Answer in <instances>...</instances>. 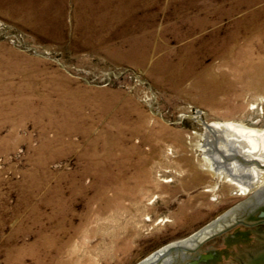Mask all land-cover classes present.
I'll return each instance as SVG.
<instances>
[{
    "label": "rangeland",
    "instance_id": "obj_1",
    "mask_svg": "<svg viewBox=\"0 0 264 264\" xmlns=\"http://www.w3.org/2000/svg\"><path fill=\"white\" fill-rule=\"evenodd\" d=\"M261 77L264 0H0V264H139L264 185L210 169L264 172L211 131L264 146Z\"/></svg>",
    "mask_w": 264,
    "mask_h": 264
},
{
    "label": "water",
    "instance_id": "obj_2",
    "mask_svg": "<svg viewBox=\"0 0 264 264\" xmlns=\"http://www.w3.org/2000/svg\"><path fill=\"white\" fill-rule=\"evenodd\" d=\"M262 213L264 185L192 233L157 250L139 264H187L189 259L209 251L216 252L220 264H264ZM236 234L240 237L237 239H241L240 251L234 255L231 251H235V248L231 249L230 246L236 244L232 243ZM241 237H247V240ZM206 257L198 256V260L202 261ZM215 263V260L208 262Z\"/></svg>",
    "mask_w": 264,
    "mask_h": 264
},
{
    "label": "bare ground",
    "instance_id": "obj_3",
    "mask_svg": "<svg viewBox=\"0 0 264 264\" xmlns=\"http://www.w3.org/2000/svg\"><path fill=\"white\" fill-rule=\"evenodd\" d=\"M260 80L263 81L264 77H261ZM211 127L214 128L211 129L212 132H217L222 135L224 134L225 140H227L229 136H232V140L236 141V142L234 141L232 142L233 147L234 146L239 147L246 152V155L247 154L252 155L251 159H247V160L245 159V161L247 162L254 161L255 158L259 159L260 162H262L261 159L264 161V146L262 145V142L260 143L256 142L255 137L256 136L258 137V135L254 131L242 130L237 128L236 126H233L232 124L213 125ZM226 144L230 146L228 142ZM245 144L248 146V148H246L247 146ZM222 148L226 149L225 146L223 145ZM245 149H248V151H246ZM240 150L239 152H241ZM242 153L243 151L241 152V154ZM246 155L244 157H246ZM263 165L264 162L260 164V166ZM232 166L233 169L231 168L232 170L231 173V172H227L226 171L227 169L224 170L223 168L217 167L215 164L213 165L212 162L210 163V169L212 170L214 175L216 174L220 179H225L226 181L230 182L232 185L239 187L240 190L243 192V194H247L249 191L254 190L260 183L264 181L263 171L254 168L253 169L242 168V166H239L237 164H233Z\"/></svg>",
    "mask_w": 264,
    "mask_h": 264
},
{
    "label": "flooded vegetation",
    "instance_id": "obj_4",
    "mask_svg": "<svg viewBox=\"0 0 264 264\" xmlns=\"http://www.w3.org/2000/svg\"><path fill=\"white\" fill-rule=\"evenodd\" d=\"M261 214V213H260ZM262 214H264V213H262ZM263 216V215H262ZM260 226V225H259ZM237 232V231H236ZM237 237L238 238H240L239 236H237V234L233 237V239H232V243L233 244H235V242H236V244L235 245H232V246H230V248L231 249H233V247L235 248V251H231V253L232 254H237L236 252H239L240 251V243H239V241L241 240H239V239H237ZM242 239H244L243 237H241ZM244 240H247V237H245V239ZM238 248V249H237ZM239 250V251H238ZM218 251V250H217ZM223 253H226L227 254V252H223ZM220 255H221V253H220ZM198 256H207L204 260H202V261H199L198 260ZM198 256H196V257H194V258H191V259H189L188 260V262H187V264H194V262H196V264H208V262H210V261H212V260H215V264H220V259H217V256H216V252H214V251H209V252H207V254L206 253H203V254H200V255H198ZM223 256H225V255H223Z\"/></svg>",
    "mask_w": 264,
    "mask_h": 264
}]
</instances>
